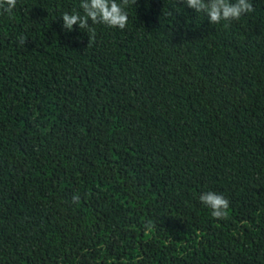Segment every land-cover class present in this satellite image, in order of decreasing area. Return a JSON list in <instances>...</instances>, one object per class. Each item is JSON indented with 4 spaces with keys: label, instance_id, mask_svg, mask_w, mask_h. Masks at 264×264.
I'll use <instances>...</instances> for the list:
<instances>
[{
    "label": "trees",
    "instance_id": "16d2710c",
    "mask_svg": "<svg viewBox=\"0 0 264 264\" xmlns=\"http://www.w3.org/2000/svg\"><path fill=\"white\" fill-rule=\"evenodd\" d=\"M250 2L213 25L183 0H137L125 29L94 34L62 28L81 0L0 12V264H264V0Z\"/></svg>",
    "mask_w": 264,
    "mask_h": 264
},
{
    "label": "clouds",
    "instance_id": "9594fccd",
    "mask_svg": "<svg viewBox=\"0 0 264 264\" xmlns=\"http://www.w3.org/2000/svg\"><path fill=\"white\" fill-rule=\"evenodd\" d=\"M130 2L136 4L137 0H120V2L118 0H81L80 8L83 10V15L79 12H64L61 15L62 28L71 32L74 30V26L78 25L81 30H87L88 33L94 34L91 25L104 24L123 30L128 22V13L125 9ZM183 3L196 13H204L213 25H218L222 21L230 23L255 11L250 0H183ZM16 4L17 0H0V12L11 14ZM89 20L91 24H89ZM225 26L227 27V24ZM89 37L91 42L92 36L89 35ZM18 39L21 44L25 45L28 38L21 36ZM79 200V194L73 195V204H77ZM199 200L211 209L213 218L218 220L228 218L230 202L223 195L207 191L200 195ZM152 226V222L148 221L144 227L146 231H150Z\"/></svg>",
    "mask_w": 264,
    "mask_h": 264
}]
</instances>
